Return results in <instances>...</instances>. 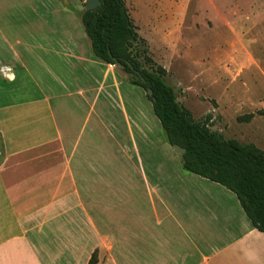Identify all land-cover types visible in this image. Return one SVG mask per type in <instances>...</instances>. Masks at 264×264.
<instances>
[{
    "label": "crops",
    "instance_id": "1",
    "mask_svg": "<svg viewBox=\"0 0 264 264\" xmlns=\"http://www.w3.org/2000/svg\"><path fill=\"white\" fill-rule=\"evenodd\" d=\"M18 17L0 0V264H86L93 250L96 264H264V232L218 183L141 163L101 170L94 94L53 69L81 56L21 41Z\"/></svg>",
    "mask_w": 264,
    "mask_h": 264
},
{
    "label": "rangeland",
    "instance_id": "2",
    "mask_svg": "<svg viewBox=\"0 0 264 264\" xmlns=\"http://www.w3.org/2000/svg\"><path fill=\"white\" fill-rule=\"evenodd\" d=\"M3 2L5 10L19 12L21 41L64 43V50L81 56L60 58L53 69L72 89L89 85L94 94L101 170L138 163L145 169L183 170L144 90L131 83L134 76L90 51L80 19L85 0ZM123 2L148 55L164 68L176 101L223 138L264 150V114L257 113L264 110V0ZM34 12L43 13L46 21L34 24ZM41 77L48 88H61L54 78ZM27 82L21 88L33 89ZM247 113L253 114L249 121L236 120Z\"/></svg>",
    "mask_w": 264,
    "mask_h": 264
},
{
    "label": "trees",
    "instance_id": "3",
    "mask_svg": "<svg viewBox=\"0 0 264 264\" xmlns=\"http://www.w3.org/2000/svg\"><path fill=\"white\" fill-rule=\"evenodd\" d=\"M80 19L92 54L107 64L121 63L122 70L134 76L132 84L145 94L147 88L151 90L146 97L166 142L184 148L179 155L182 168L233 192L252 226L264 232V150L253 143L223 138L176 101L173 88L164 81V68L148 55L123 0H99ZM257 113L264 114V110ZM252 116L247 113L236 120L247 122ZM96 263L93 250L86 264Z\"/></svg>",
    "mask_w": 264,
    "mask_h": 264
},
{
    "label": "water",
    "instance_id": "4",
    "mask_svg": "<svg viewBox=\"0 0 264 264\" xmlns=\"http://www.w3.org/2000/svg\"><path fill=\"white\" fill-rule=\"evenodd\" d=\"M99 4V0H85L84 3V10H91L93 9L95 6H97ZM117 66H119L120 68H123V65L119 62L114 63ZM146 94L147 95H151V90L149 88L146 89ZM172 148L177 152V154L181 155L184 152V148L178 146L177 144H173Z\"/></svg>",
    "mask_w": 264,
    "mask_h": 264
}]
</instances>
